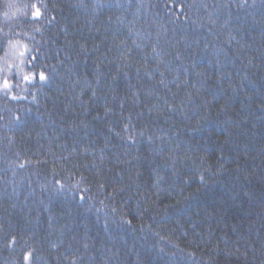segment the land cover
Returning a JSON list of instances; mask_svg holds the SVG:
<instances>
[{
  "label": "trees",
  "instance_id": "1",
  "mask_svg": "<svg viewBox=\"0 0 264 264\" xmlns=\"http://www.w3.org/2000/svg\"><path fill=\"white\" fill-rule=\"evenodd\" d=\"M0 68V264L264 260V0H0Z\"/></svg>",
  "mask_w": 264,
  "mask_h": 264
},
{
  "label": "snow or ice",
  "instance_id": "2",
  "mask_svg": "<svg viewBox=\"0 0 264 264\" xmlns=\"http://www.w3.org/2000/svg\"><path fill=\"white\" fill-rule=\"evenodd\" d=\"M243 2L246 3L247 0H243ZM25 7H28V5H25ZM31 7L34 9V11L31 13V15L34 18H41L43 13L41 12L40 8L37 5H35V4L31 5ZM52 19H55V18L53 17ZM48 23H51V20H49ZM10 47L15 48L16 45L15 44H11ZM25 51H27V48H25ZM24 54H25L24 52H20L19 53L20 56H23ZM21 62H23V61H21ZM9 69H10V66H9ZM5 70L6 69H4V68H0V72H4ZM36 76H37V73L33 72L30 75H24L23 79L25 81H30V80L35 79ZM38 76H39L40 80H47L48 79V77L46 76V74L43 71H39L38 72ZM11 88H12V84L10 83V81L7 78H5L2 81H0V90H10ZM7 94H8V92L5 91V95H7ZM93 95H95V93H93ZM12 99H20V97H18L16 95H13ZM169 108L172 109L173 106L169 105ZM108 112H111L110 108L106 109V114ZM17 119H19V117H17ZM127 128H128V125H125V130H127ZM128 139L131 140L133 143L135 142L134 138L132 136H129ZM149 139H151V138H149ZM203 179H204L203 176H201V180H203ZM101 186L103 187V185H101ZM81 199H83V197H81ZM11 242L14 244L16 242V238L12 237ZM85 247H87V245H85ZM32 255H33V253L31 251H28V252L25 253L23 258H24V260L29 261L30 258L32 257ZM245 255H246V253H245ZM261 264H264V260L261 261Z\"/></svg>",
  "mask_w": 264,
  "mask_h": 264
},
{
  "label": "clouds",
  "instance_id": "3",
  "mask_svg": "<svg viewBox=\"0 0 264 264\" xmlns=\"http://www.w3.org/2000/svg\"><path fill=\"white\" fill-rule=\"evenodd\" d=\"M9 11H5L2 13V15L5 17V18H8V19H11L12 16H15L16 15V12L18 11V9L16 8L15 5L13 4H8L7 5ZM15 9V10H14Z\"/></svg>",
  "mask_w": 264,
  "mask_h": 264
}]
</instances>
